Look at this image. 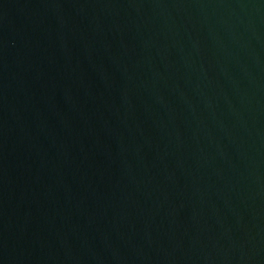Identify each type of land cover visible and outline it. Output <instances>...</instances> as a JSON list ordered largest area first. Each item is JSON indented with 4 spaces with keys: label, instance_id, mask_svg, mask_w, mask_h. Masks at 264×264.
Returning <instances> with one entry per match:
<instances>
[{
    "label": "water",
    "instance_id": "95a60500",
    "mask_svg": "<svg viewBox=\"0 0 264 264\" xmlns=\"http://www.w3.org/2000/svg\"><path fill=\"white\" fill-rule=\"evenodd\" d=\"M0 264H264V0H0Z\"/></svg>",
    "mask_w": 264,
    "mask_h": 264
}]
</instances>
